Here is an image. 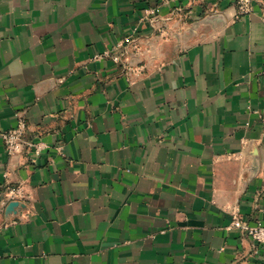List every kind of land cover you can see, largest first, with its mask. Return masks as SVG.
<instances>
[{"label": "crops", "instance_id": "crops-1", "mask_svg": "<svg viewBox=\"0 0 264 264\" xmlns=\"http://www.w3.org/2000/svg\"><path fill=\"white\" fill-rule=\"evenodd\" d=\"M263 72L264 0H0V264H264Z\"/></svg>", "mask_w": 264, "mask_h": 264}, {"label": "built area", "instance_id": "built-area-1", "mask_svg": "<svg viewBox=\"0 0 264 264\" xmlns=\"http://www.w3.org/2000/svg\"><path fill=\"white\" fill-rule=\"evenodd\" d=\"M252 1L253 0H238L240 14H246L250 11ZM151 14H154V12ZM27 128V122L25 120H21L16 128L2 134L6 150L9 153L17 152L18 149L25 144L24 139L26 137ZM233 226L235 228L241 229L244 234L256 245L264 244V225L261 223L251 225L240 218H236Z\"/></svg>", "mask_w": 264, "mask_h": 264}]
</instances>
